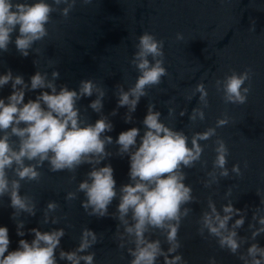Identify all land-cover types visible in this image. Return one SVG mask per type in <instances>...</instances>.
Listing matches in <instances>:
<instances>
[{
	"label": "clouds",
	"instance_id": "9594fccd",
	"mask_svg": "<svg viewBox=\"0 0 264 264\" xmlns=\"http://www.w3.org/2000/svg\"><path fill=\"white\" fill-rule=\"evenodd\" d=\"M77 2L0 0V57L10 51V44L15 45L22 57H28L30 52L39 54L40 49L33 46L49 35L46 25L53 23L52 14L58 12L66 20ZM80 2L88 5L93 0ZM252 23L249 30L254 32L255 22ZM176 39L183 40V34L177 33ZM135 47L130 63L139 75L127 90L123 84L116 85L114 95L117 97V108L109 114L116 116L119 108H126L123 117L125 123L133 122V113L141 98L148 96L147 89L160 85L162 77L168 76L164 67L163 40L145 31L138 37ZM33 63L36 65L37 61ZM59 77L58 70L51 72V78L47 72L37 70L29 78L30 82H25L22 75H14L11 69L0 74V89L9 84L11 86L10 95L0 97V203L3 197H9L17 236H25V222L19 219L20 215L35 216L37 213L34 198L21 194L22 181L39 182L42 176L40 169L45 164L52 173H72L73 180L81 166L90 165L85 179L78 183L75 192L67 193L65 200H76L78 194L83 193L81 207L89 217H111L118 221L114 237L118 241V248H126L131 257L129 264H158L161 258L162 264H187L179 253L182 244L178 234L182 221L193 211L187 205L198 201L193 195L192 186L185 183L187 173L184 169H191L198 162L202 168L207 167V161L201 160L204 146L200 141L216 136L217 128L229 124V117L225 114L217 119L215 127L193 133L189 146V137L185 132L162 122L161 112L155 110L154 103H149L142 121L143 135L140 128L132 127L120 132L114 141L112 136L106 134L114 129L109 116L103 114L106 88L92 79H85L79 82L78 89H70L66 84L57 85ZM251 77L252 70L246 68L241 73L232 71L222 80L217 79L215 87L217 92L222 93L224 103L245 104L251 90ZM246 81L249 82L247 87L244 86ZM37 90L40 91L35 99L29 98L25 102L26 93ZM197 93L200 106L193 108L188 117L192 124L203 121L204 109L209 107L208 91L203 82L195 85L185 97L186 100L191 101ZM93 96L95 99L91 100L85 111L90 108L99 114V118L95 123H90L82 115L78 102ZM186 113L187 109H183L179 116L183 117ZM174 114L175 108L169 107L168 115L172 117ZM214 143L216 156L212 170L206 172L208 178L202 181L205 188L219 184L221 178L230 175L227 167L229 149L221 138ZM112 144L117 146L116 155L129 158V183L121 185L119 189L111 164L100 166L113 155L107 150ZM231 172L237 177L242 176L239 164H234ZM256 193L264 206V196L259 190ZM231 194L232 186L226 190L225 197ZM117 198L119 203L115 212H109V207ZM59 207L57 202L49 201L40 223L59 224L60 217L53 215ZM260 210L257 207L253 211L254 223L248 224L250 236H241L238 230L245 224L247 208H235L233 201L228 200L218 210L209 196L207 208L197 221L198 234L204 237L207 232L208 236L216 238L220 249H226L233 255L239 254L242 264H264V247L257 242V237L264 234V215H260ZM234 217L239 218L233 222ZM28 231L34 238L31 241L20 239L18 248L9 251V230L0 226V264H58V249L60 261L94 264L96 254L89 250L102 239V234L84 227L78 246L65 251L61 247V240L66 235L64 228L49 231L32 228ZM157 231L164 236L163 242L159 238H151ZM164 244L167 245L166 249ZM246 244V251L240 252ZM209 264H217L215 257L209 258Z\"/></svg>",
	"mask_w": 264,
	"mask_h": 264
}]
</instances>
